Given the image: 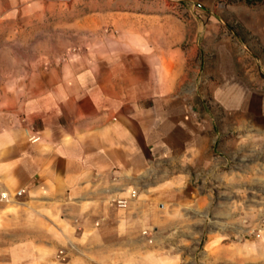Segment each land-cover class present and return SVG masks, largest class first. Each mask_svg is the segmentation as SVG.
Returning <instances> with one entry per match:
<instances>
[{"label":"crops","instance_id":"1","mask_svg":"<svg viewBox=\"0 0 264 264\" xmlns=\"http://www.w3.org/2000/svg\"><path fill=\"white\" fill-rule=\"evenodd\" d=\"M240 3L261 5L251 28L264 33V0ZM182 36L57 40L53 52L7 57L0 192L26 189L0 199L8 264H115L120 251L140 245V231L169 221L193 173L217 163L225 171L227 146L214 157L212 128L195 124L188 95L178 92L196 50L180 45ZM231 83L228 92L240 93L234 76ZM257 127L264 135V122ZM33 133L41 139L31 141ZM133 189L128 207L111 201Z\"/></svg>","mask_w":264,"mask_h":264},{"label":"rangeland","instance_id":"2","mask_svg":"<svg viewBox=\"0 0 264 264\" xmlns=\"http://www.w3.org/2000/svg\"><path fill=\"white\" fill-rule=\"evenodd\" d=\"M260 12L240 0H0L4 69L14 50L33 58L57 40L183 33L179 44L196 48L178 92L195 124L212 128L214 157L227 146L228 164L193 173L169 221L140 231V245L115 264H264V33L251 28ZM233 76L240 93L228 92Z\"/></svg>","mask_w":264,"mask_h":264},{"label":"built area","instance_id":"3","mask_svg":"<svg viewBox=\"0 0 264 264\" xmlns=\"http://www.w3.org/2000/svg\"><path fill=\"white\" fill-rule=\"evenodd\" d=\"M29 139L31 141H38L41 139V135L37 133H33L30 135ZM26 191L25 188H20L14 192H11L10 190H3L0 192V199L6 202H9V200L13 199L14 197H18L22 195ZM138 192L136 189H133L128 197H112L111 201L116 202L117 205L120 207H128L129 204L131 203V199L135 196H137ZM59 257H64V249L62 248L58 252Z\"/></svg>","mask_w":264,"mask_h":264}]
</instances>
